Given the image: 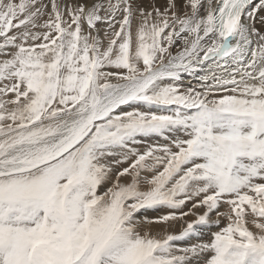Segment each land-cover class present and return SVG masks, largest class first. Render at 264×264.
Wrapping results in <instances>:
<instances>
[{"label": "snow or ice", "instance_id": "1", "mask_svg": "<svg viewBox=\"0 0 264 264\" xmlns=\"http://www.w3.org/2000/svg\"><path fill=\"white\" fill-rule=\"evenodd\" d=\"M0 264H264V0H0Z\"/></svg>", "mask_w": 264, "mask_h": 264}, {"label": "bare ground", "instance_id": "2", "mask_svg": "<svg viewBox=\"0 0 264 264\" xmlns=\"http://www.w3.org/2000/svg\"><path fill=\"white\" fill-rule=\"evenodd\" d=\"M189 79H190V78H189ZM193 83H195V81H193ZM191 218L194 219V217H191ZM191 218H190V219H191ZM176 227L179 228V225H177ZM213 230H216V229L214 228ZM193 242H195V241H193Z\"/></svg>", "mask_w": 264, "mask_h": 264}, {"label": "rangeland", "instance_id": "3", "mask_svg": "<svg viewBox=\"0 0 264 264\" xmlns=\"http://www.w3.org/2000/svg\"><path fill=\"white\" fill-rule=\"evenodd\" d=\"M191 217H189V219H190ZM192 219V218H191Z\"/></svg>", "mask_w": 264, "mask_h": 264}]
</instances>
